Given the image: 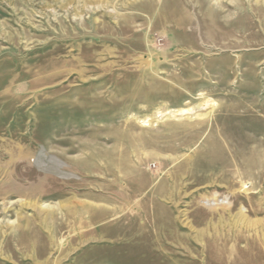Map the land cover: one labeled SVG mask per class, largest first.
<instances>
[{
    "label": "rangeland",
    "instance_id": "rangeland-1",
    "mask_svg": "<svg viewBox=\"0 0 264 264\" xmlns=\"http://www.w3.org/2000/svg\"><path fill=\"white\" fill-rule=\"evenodd\" d=\"M0 264H264V0H0Z\"/></svg>",
    "mask_w": 264,
    "mask_h": 264
},
{
    "label": "bare ground",
    "instance_id": "bare-ground-1",
    "mask_svg": "<svg viewBox=\"0 0 264 264\" xmlns=\"http://www.w3.org/2000/svg\"><path fill=\"white\" fill-rule=\"evenodd\" d=\"M36 206V205H35ZM222 206H225V204H223ZM39 208H45L44 206H42V205H39L38 206Z\"/></svg>",
    "mask_w": 264,
    "mask_h": 264
}]
</instances>
